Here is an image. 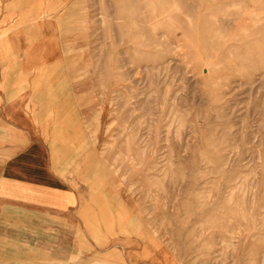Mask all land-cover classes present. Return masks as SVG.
I'll return each mask as SVG.
<instances>
[{
  "label": "rangeland",
  "instance_id": "obj_1",
  "mask_svg": "<svg viewBox=\"0 0 264 264\" xmlns=\"http://www.w3.org/2000/svg\"><path fill=\"white\" fill-rule=\"evenodd\" d=\"M2 65L108 190L94 219L145 223L162 264H264V0H0Z\"/></svg>",
  "mask_w": 264,
  "mask_h": 264
},
{
  "label": "crops",
  "instance_id": "obj_2",
  "mask_svg": "<svg viewBox=\"0 0 264 264\" xmlns=\"http://www.w3.org/2000/svg\"><path fill=\"white\" fill-rule=\"evenodd\" d=\"M26 13L30 19L24 25L29 26L31 12ZM25 37L16 41V53H34L33 44H23ZM33 61L31 55L21 67ZM15 80L22 83L23 78ZM9 101L8 94L0 92V264H162L160 254L152 253L148 233L135 231L136 223L146 229L145 223L94 219L99 208L89 204L95 194L108 190L97 188L94 177L89 186L85 158L68 144L58 147L57 155L48 122L27 119L26 99ZM37 111L36 120L47 116ZM109 198L117 208L114 196ZM123 229L128 235L121 234Z\"/></svg>",
  "mask_w": 264,
  "mask_h": 264
},
{
  "label": "bare ground",
  "instance_id": "obj_3",
  "mask_svg": "<svg viewBox=\"0 0 264 264\" xmlns=\"http://www.w3.org/2000/svg\"><path fill=\"white\" fill-rule=\"evenodd\" d=\"M53 123H54V121H53ZM88 123H89V122H88ZM57 125H58V124H57ZM70 125H71V123H70ZM73 126H74V125H72V133H75L76 130H75V128H74ZM64 130H66V129H64ZM55 132L57 133L58 131H55ZM69 135H70V134H69ZM73 135H74V134H73ZM57 136H58V135H57ZM57 136H56V137H57ZM70 136H71V135H70ZM75 136H77V134H75ZM56 137H55L54 139H56ZM52 140H53V139H52ZM70 140H71V138H70ZM70 140H69V141H70ZM75 140H76V139H75ZM57 141H58V139H57ZM54 142H55V141H54ZM78 142H81L80 137H79V139H78ZM77 145H78V144H77ZM58 151H59V150H58ZM58 151H57V152H58ZM75 166H76V165H75ZM77 167H79V166H77ZM77 167H76V168H77Z\"/></svg>",
  "mask_w": 264,
  "mask_h": 264
}]
</instances>
